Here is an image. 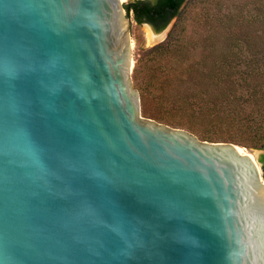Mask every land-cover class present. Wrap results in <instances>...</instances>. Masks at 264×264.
Masks as SVG:
<instances>
[{
    "label": "water",
    "instance_id": "95a60500",
    "mask_svg": "<svg viewBox=\"0 0 264 264\" xmlns=\"http://www.w3.org/2000/svg\"><path fill=\"white\" fill-rule=\"evenodd\" d=\"M130 32L121 0H0V264H264L262 168L141 116Z\"/></svg>",
    "mask_w": 264,
    "mask_h": 264
},
{
    "label": "trees",
    "instance_id": "16d2710c",
    "mask_svg": "<svg viewBox=\"0 0 264 264\" xmlns=\"http://www.w3.org/2000/svg\"><path fill=\"white\" fill-rule=\"evenodd\" d=\"M251 1L253 19L249 21L237 12V24L233 32L229 24L223 26L208 14L205 17L209 37L211 34H229L230 37L220 43L222 48L219 54L215 48L218 45L216 41L206 38L204 45L208 57L194 61L190 65V72L185 74V80L189 84L193 83L195 88L186 91L185 95L177 93L178 98H175L173 88L175 83L183 82V77L181 80L179 74L167 76L157 72L153 74L151 88L157 93V100L163 102L170 97L174 110L191 119L183 123L161 115L158 118L163 123L172 127H187L201 141L231 143L248 150L264 152V0ZM185 2L133 0L124 4L123 8L127 17L133 14L137 24H148L154 31L160 32L172 19L178 17ZM251 29L254 35H251ZM175 48V45L167 43L155 46L150 52L155 56L161 52L170 55ZM183 62L181 60L178 66ZM136 78L138 71L134 69L133 79ZM141 103L143 106V101ZM143 113L151 115L147 110H143ZM197 122L205 123L215 134L199 130ZM224 133L228 135L223 136ZM258 163L264 171V154L259 156Z\"/></svg>",
    "mask_w": 264,
    "mask_h": 264
},
{
    "label": "rangeland",
    "instance_id": "374dc122",
    "mask_svg": "<svg viewBox=\"0 0 264 264\" xmlns=\"http://www.w3.org/2000/svg\"><path fill=\"white\" fill-rule=\"evenodd\" d=\"M122 5L127 4L129 1L133 0H121ZM240 10V11H239ZM239 12L243 17L251 21L254 16L253 4L251 0H186L185 4L180 10L178 17L172 19L169 24L160 32L154 31L163 35L162 38L156 43L151 44L148 39V34H152L151 29L147 24H137L133 19V14L130 13L129 18L131 20V41H132V81L134 88L137 89L140 102L143 101V106L141 103V116L145 119L155 121L160 124L167 125L160 121L159 116H165L172 119L173 121H181L187 123L191 119L185 115L181 114L179 111L174 110L172 105V99L169 97L163 102L157 100L156 92L151 85H153V74L161 73L162 75L171 76L174 74H179L184 83L178 82L175 83L173 88L175 92V98H178V94L185 95L186 91H189L195 88L194 84L185 80V74L190 72V65L194 61H199L201 58L208 57L207 49L205 48L206 38H209V41L212 38V41H216V51L220 53L222 45L220 43L224 42L225 39H229V34H221L213 36V34L208 35V31L205 28V17L208 15L216 18L219 24L225 26V24L230 25V29L233 32V29L236 27L235 15H238ZM218 26V24L215 23ZM153 35V34H152ZM251 35H254L253 29H251ZM213 36V37H212ZM226 37V38H225ZM175 45V50L173 54L165 55L161 52L159 55H154L153 52H150L152 48L158 45L165 44ZM218 53V54H219ZM215 55L214 53H211ZM155 60L154 62L152 61ZM185 59V60H184ZM181 60L184 61L181 66ZM138 63V64H137ZM138 71V78L133 79V70ZM181 73V74H180ZM178 93V94H177ZM172 96V95H171ZM142 98V100H141ZM143 110H147L151 115H146L143 113ZM204 124V125H203ZM196 126L199 130L210 131L211 135L215 134L214 131L210 129L209 126L205 123L197 122ZM171 128L182 129L193 135L198 139L199 137L187 129V127H172ZM221 136L222 134H216ZM228 135L224 133L223 136ZM200 140V139H199ZM201 141V140H200ZM207 142V141H205ZM208 143H224V142H208ZM242 148V147H241ZM245 148H243L244 150ZM256 160L259 169L261 165L258 163V158L261 154H264L263 151L259 150H248ZM244 150V151H245ZM261 152V154H260ZM262 180L264 181V171L261 172Z\"/></svg>",
    "mask_w": 264,
    "mask_h": 264
},
{
    "label": "bare ground",
    "instance_id": "6f19581e",
    "mask_svg": "<svg viewBox=\"0 0 264 264\" xmlns=\"http://www.w3.org/2000/svg\"><path fill=\"white\" fill-rule=\"evenodd\" d=\"M152 34H153V32H152ZM152 34L151 33L148 34V39H149L151 44H153L154 42H156L162 38V35H154V34L152 35ZM239 151L243 154L248 153L247 151H244L243 148L239 149ZM250 156H251V158L255 159L251 154H250Z\"/></svg>",
    "mask_w": 264,
    "mask_h": 264
}]
</instances>
